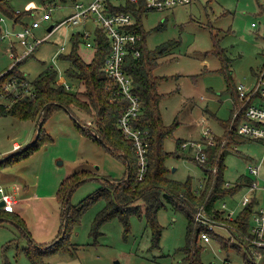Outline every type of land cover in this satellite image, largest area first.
Listing matches in <instances>:
<instances>
[{"label": "rangeland", "instance_id": "1", "mask_svg": "<svg viewBox=\"0 0 264 264\" xmlns=\"http://www.w3.org/2000/svg\"><path fill=\"white\" fill-rule=\"evenodd\" d=\"M76 1L90 3L92 0H13L16 9L31 11L27 15L29 21L32 18L40 20L46 9L55 8L52 20L42 21V27L34 30L35 37L44 42L20 67L29 82L34 81L47 66H54L59 73L58 83L67 81L72 86L69 91L77 92V85L66 77L68 63L61 62L59 58L62 53L70 52L72 35L81 33L85 28L94 35L96 25L90 22L86 26L63 25L51 33L49 31L53 24H60L74 13ZM1 17L4 18L0 21L3 29H13L10 19L0 12ZM141 21L147 32L149 50L175 42L160 57L155 72L162 78L160 92L165 94L160 103L163 122L168 127L176 120L179 122L174 125L172 136H167L163 143L167 153L178 152L180 156L167 159L169 168L176 169L170 177L185 182L192 176L196 184L199 180L202 184V169L179 151L177 142L181 141V144L182 140L192 138L201 140L204 127L212 129L218 137L225 133V123L232 119L234 110L233 89L227 76L231 75L232 86L243 83L249 87L254 82L255 71L264 61V25L252 27L254 22L264 24V3L262 0H194L192 5L169 11L145 12ZM21 27L16 25L17 29ZM48 33L50 35L45 38ZM32 39L30 36L29 40ZM84 43L82 39L80 51L89 59L92 54ZM218 49L223 50L231 60L229 69H225ZM10 51L9 43L0 41V76L16 63ZM2 102L11 104L9 100ZM204 118L206 123L201 122ZM79 121L83 122L82 126L89 127L93 118L76 107L72 114L65 109L56 110L43 126L39 150L14 164L0 167V187L6 193L11 192L13 186L20 185L23 191L28 187L41 197L23 200L15 209L7 211L20 214L32 239L42 244L51 245L62 230L63 211L56 192L66 177L85 171L91 176L122 179L127 171L121 157L82 132L75 123ZM37 124L38 121L0 116V162L16 153L12 149L13 143L18 142L25 150L37 140L40 134ZM258 163L261 165L259 180L263 185L264 145L249 140L238 146V152H230L226 157L225 179L234 182L238 175H248L249 166ZM100 186L98 179L84 182L72 193L70 205L78 206ZM247 191L246 187H241L234 195L221 197L214 205L216 211L226 209L224 215L233 213L236 216ZM106 203L105 197L100 198L86 209L77 222L70 225L65 240L71 244L73 253L51 255L46 259L47 264H186L184 254L178 251L186 244L188 223L183 213L171 208L159 211L162 240L160 248H153V231L146 215L141 218L130 216L128 234L119 218L114 217L100 226V233L95 237L92 234L95 221ZM227 226L218 227L216 236H212L210 242H202L203 262L250 264L252 260L246 256L245 243L242 250H237L239 242ZM30 239L13 219L3 221L0 224V264L6 261L10 264H32L25 254V249L31 246ZM223 242L229 249H222ZM253 257L257 264H264V257L255 253Z\"/></svg>", "mask_w": 264, "mask_h": 264}, {"label": "trees", "instance_id": "2", "mask_svg": "<svg viewBox=\"0 0 264 264\" xmlns=\"http://www.w3.org/2000/svg\"><path fill=\"white\" fill-rule=\"evenodd\" d=\"M114 12L132 11L137 18V30L142 37V41L136 45L140 50V58H136L132 52L127 56L125 69L133 79L135 84V93L142 99L143 113L138 121V126L141 129L149 130V167L143 181H139L137 177L138 162L134 152V146L128 140H125L122 132L118 128L119 118L124 110V105L119 101L111 102L110 98L114 94L113 84L106 78L104 72V64L110 51L108 39L100 31L96 30V42L90 50L92 54L88 59L80 51L82 44L81 34L78 32L71 36V50L68 53H62L59 60L67 62L66 77L72 84L77 85V92L72 93L65 86L58 83V71L54 66H47L43 72L36 77L34 81L29 82L28 78L21 71L20 67L34 53L37 47L30 53V56L16 62L10 69L0 76V116H13L21 120L38 121L43 109L44 124L49 116L56 110H67L72 114V110L81 109L87 115L92 116V126H85L82 121L75 122L82 132L89 138L99 141L109 151L117 157H121L127 165L126 174L122 179H114L110 177L91 176L85 171L74 173L62 182L58 192L57 199L62 206L61 226L62 230L53 243L42 244L32 239L25 220L20 214L10 212L4 208H0V224L8 219H13L18 227H21L26 235L31 238L29 243L31 246L25 249L26 256L32 264H47L46 259L51 255H65L73 253L71 244L65 240L70 225L77 222L86 209L93 203H96L100 198L105 197L107 203L102 211L97 215L93 235L97 237L100 233V226L103 223L118 217L125 227V233L128 234L131 229L130 216L137 215L140 218L146 215L148 224L151 225L153 235V248H160L163 226L158 223V214L162 209L171 208L174 211H179L186 216L187 232L186 244L179 248L178 251L184 254V262L186 264H205L202 260L201 234L207 230L205 225L197 222L196 214L201 208H205L209 217L225 222L229 228L231 235L237 240V250H242L248 232L249 217L253 211L252 205L247 207L242 212L238 213L235 218L227 219L221 212L216 211L214 205L226 195H234L241 187L248 186L251 181L244 175L239 177L235 187H225L226 179L224 170L226 167V157L230 152H238V146L249 141L237 135L236 125L243 119L234 120L236 107L240 104V97L237 91V85L232 86L231 75L227 76L229 84L233 89L232 97L234 99L233 117L225 123L226 131L220 137L216 136L218 145L209 147L208 162L205 165L194 160L189 154L182 149V142H177L179 151L183 155L191 158L203 171V182L200 180L196 184L195 179L190 176L185 182L172 179L170 174L172 170L168 166L167 159L171 157L179 158V153H167L163 146L167 136H172L175 123L168 127L164 124L160 111V103L165 94L160 92L162 78L155 74L158 67L160 57L165 51L175 42L165 43L149 50L146 45L147 32L143 28L141 18L144 10L137 9L136 6L126 3L121 7H113ZM0 12L12 21L14 25L29 26L27 15L31 11H20L13 6V0H0ZM27 18V19H26ZM163 27V24L161 25ZM160 26V27H161ZM15 55L18 54V49H13ZM218 54L221 55L225 69L230 68L231 60L226 56L223 50L218 49ZM216 52V53H217ZM18 79L20 83L27 82L35 96H22L15 99V93L7 90L5 87L9 82ZM24 90V87L20 85ZM9 100L11 104L2 102ZM75 121L76 120L75 118ZM43 126L39 131L37 140L31 145L21 149L15 154L6 157L0 167H6L14 164L22 158L29 157L31 152L39 150L41 147V134ZM225 142L222 144V142ZM216 169V172L214 170ZM85 174V175H84ZM89 179H98L101 186L93 195L83 199L78 206H71L70 200L72 193ZM198 185V186H196ZM197 187L198 190H197ZM200 189V190H199ZM71 193L70 200L66 203L68 194ZM66 204V205H65ZM212 236H216L212 232ZM222 249H229L226 243L223 242ZM235 249V248H234ZM250 264H257V261L249 252H245ZM5 264H10L6 261ZM208 264V263H207Z\"/></svg>", "mask_w": 264, "mask_h": 264}, {"label": "built area", "instance_id": "3", "mask_svg": "<svg viewBox=\"0 0 264 264\" xmlns=\"http://www.w3.org/2000/svg\"><path fill=\"white\" fill-rule=\"evenodd\" d=\"M194 0H92L90 3L76 1L74 4V13L61 21L60 24H53L50 33L57 28L66 25L69 27H77L78 25L86 26L88 22L96 25L94 35L86 28L82 31L81 38L85 40L87 48H92L96 42V30H100L108 39L110 51L104 64V72L106 78L113 84L114 94L110 98L111 102L119 101L124 105V110L119 118L118 128L122 132L125 140H128L134 146L135 156L138 162L137 177L139 181H143L147 174L149 162V130L141 129L138 126L143 113L142 99L135 93V84L133 79L126 71L125 63L127 56L132 52L136 58H140V50L136 45L142 41V37L138 32L137 18L132 11L114 12L113 7H121L126 3L141 8L145 12L169 11L175 7H185L192 5ZM264 3V0H262ZM55 8L46 9L41 19L32 18L29 26H22L17 29L13 25V29L4 30L0 25V41L8 42L10 48V56L16 62L30 56V53L44 42V40L35 37L34 30L42 27V21H51ZM0 21H4L1 17ZM12 22V21H11ZM263 26V22L252 23L253 28ZM50 33L46 35L47 38ZM32 36V40H29ZM18 49L15 55L13 49ZM264 49V48H263ZM64 50V47H62ZM254 82L248 87L240 83L237 91L240 97V104L236 107L234 120L240 115L243 119L236 125L237 135L253 141H259L264 145V61L260 68L254 73ZM24 87V90L20 87ZM67 90H70L69 82L64 81L63 84ZM7 90L15 93V99L22 96H35V92L27 82L20 83L18 79L5 85ZM213 134L212 129L204 127L201 140H189L182 143V149L189 154L194 160L205 165L209 160V147H215L218 142ZM225 142L223 141L222 144ZM21 148L20 145H14L15 151ZM261 165L252 164L248 167V175L242 174L249 178L251 183L246 186L247 192L241 199L240 212L250 205L254 206L249 217L248 232L245 240L246 251L264 257V184L260 183ZM216 172V169L214 170ZM236 182L226 181L225 187H235ZM3 194V189H0ZM0 200L5 201L3 208L11 210L13 201L11 196L3 194ZM224 208L226 204L223 203ZM226 209L221 211V215ZM227 219L235 218L233 213L224 215ZM197 222L205 225L207 230L201 234L204 243L212 240V232L218 227L222 228L225 224L219 223L218 220L208 215L205 208H201L196 214ZM227 226V224H226ZM225 228V227H223Z\"/></svg>", "mask_w": 264, "mask_h": 264}, {"label": "crops", "instance_id": "4", "mask_svg": "<svg viewBox=\"0 0 264 264\" xmlns=\"http://www.w3.org/2000/svg\"><path fill=\"white\" fill-rule=\"evenodd\" d=\"M1 42H4V41H1ZM205 118L201 121L202 123H206L207 122V120H205ZM189 140H195V139H189ZM189 140H182V142L183 141H189ZM16 144H18V145H20L18 142L16 143H13V147H12V149H13V151L14 152H18V151H20L21 150V148L19 149V150H17V151H15V149H14V145H16ZM21 146V145H20ZM9 152H11V151H9ZM9 152H7L8 154H9ZM182 152H183V150H182ZM6 153V152H5ZM5 153H2V154H5ZM183 153H185V152H183ZM7 155V154H6ZM174 171H176V169L174 168V170H172V172H174ZM242 176V174H240V175H238L237 176V179H236V181H234V182H237V180L239 179V177H241ZM67 178V177H66ZM117 179H119V178H117ZM231 182H233V181H231ZM0 189H2L1 187H0ZM59 190V189H58ZM58 190H57V192H58ZM3 194H7V195H9V196H11L10 198L12 199V201H13V209H15L17 206H19V204H21V202L23 201V200H27V199H34V198H36V199H38V198H41L40 196H37V193H32V191L31 190H29V188L28 187H25V189H24V191L22 190V188H21V186L20 185H18V186H13L12 187V189H11V192H9V193H6V191H5V189L3 188ZM57 192H56V196H57ZM3 194L0 192V200L3 198L2 196H3ZM27 196V197H26ZM57 198V197H56ZM239 212V211H238ZM238 212H237V214H238ZM237 214H236V216H237ZM235 216V215H234Z\"/></svg>", "mask_w": 264, "mask_h": 264}, {"label": "water", "instance_id": "5", "mask_svg": "<svg viewBox=\"0 0 264 264\" xmlns=\"http://www.w3.org/2000/svg\"><path fill=\"white\" fill-rule=\"evenodd\" d=\"M52 28H53V27H51L50 30H52ZM44 111H45V109L42 110V112H41V114H40V116H39V120H38V124H37V127H38V133H39V131H40V129L42 128L43 123H44V117H43V115H44ZM4 159H5V158H4ZM4 159H3V160H4ZM3 160H2V161H3ZM2 161H1V162H2ZM1 162H0V163H1ZM70 194H71V193L68 194L69 196H68V198L66 199V203L70 200V197H71ZM4 205H5V201L3 200V201L0 202V208H3ZM65 205H66V204H65Z\"/></svg>", "mask_w": 264, "mask_h": 264}]
</instances>
